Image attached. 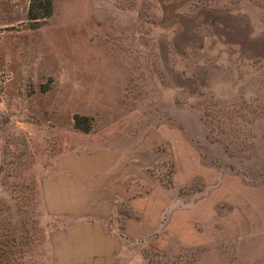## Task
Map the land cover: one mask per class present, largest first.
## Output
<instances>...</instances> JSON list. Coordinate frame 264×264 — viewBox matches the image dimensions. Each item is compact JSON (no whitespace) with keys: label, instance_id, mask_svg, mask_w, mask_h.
Instances as JSON below:
<instances>
[{"label":"rangeland","instance_id":"obj_1","mask_svg":"<svg viewBox=\"0 0 264 264\" xmlns=\"http://www.w3.org/2000/svg\"><path fill=\"white\" fill-rule=\"evenodd\" d=\"M31 2L0 0V264H99L117 153L147 225L110 264H264V0Z\"/></svg>","mask_w":264,"mask_h":264},{"label":"crops","instance_id":"obj_2","mask_svg":"<svg viewBox=\"0 0 264 264\" xmlns=\"http://www.w3.org/2000/svg\"><path fill=\"white\" fill-rule=\"evenodd\" d=\"M113 157L115 165H111V167L108 168L111 170V173L101 179L100 188L96 191V197L94 198L95 201H99V203L112 202L113 206L111 208H107L104 204H101V206L94 204V208H91L92 211L85 212L83 216H79V218L86 221L87 225L91 223V225L105 227V234L101 235V239L97 242L96 249H94V252L91 255L92 258L98 260L99 264H110L114 259L118 260L119 258H124L127 251L119 250V244L121 245V243H123L125 246V244L129 241L128 238L132 241V238H135L134 236H140L139 234H127L128 236L125 234L121 237L119 233L116 234L114 232H111V236L108 227L118 226L121 224L128 227H132L134 225H147V217L143 214L146 207L142 206L138 209L135 208L134 205V199H138L136 196L141 198L147 197L146 189H144V185H142L143 183H146V179L142 177L134 179L133 176H130L128 171H126L128 164L122 163V161L127 160L124 158H127L128 155L117 153ZM103 158L109 159L110 156L106 155ZM106 195L109 197L110 201H106ZM89 201H92V198H89ZM95 206H97V208H95ZM135 209L137 213H134ZM111 212L112 214H110ZM134 215L138 216L134 217ZM139 216L140 218H138ZM137 219H141V221H137ZM143 233L144 231L141 230V234ZM109 259L112 260L108 263Z\"/></svg>","mask_w":264,"mask_h":264},{"label":"trees","instance_id":"obj_3","mask_svg":"<svg viewBox=\"0 0 264 264\" xmlns=\"http://www.w3.org/2000/svg\"><path fill=\"white\" fill-rule=\"evenodd\" d=\"M41 2H42V4H41ZM39 4L41 5V9H44V11L41 13V15H35L34 14V6H35V8H39ZM52 7H53L52 0H32L31 4L29 6V11H28L29 18L30 19H38V18L48 17L52 13ZM76 118H75V120H76ZM75 125L77 127L81 126L78 119L75 121Z\"/></svg>","mask_w":264,"mask_h":264}]
</instances>
